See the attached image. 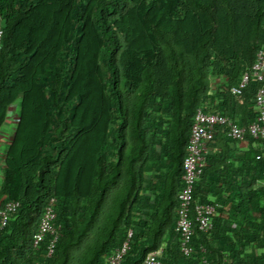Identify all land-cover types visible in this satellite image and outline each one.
<instances>
[{
	"label": "trees",
	"instance_id": "trees-1",
	"mask_svg": "<svg viewBox=\"0 0 264 264\" xmlns=\"http://www.w3.org/2000/svg\"><path fill=\"white\" fill-rule=\"evenodd\" d=\"M0 129L16 104L0 198V264H264V140L243 157L216 125L192 204L213 203L191 250L175 231L181 160L196 107L240 126L259 84L229 92L264 49V0H0ZM229 158V159H228ZM49 198L59 226L32 235ZM0 200V203L3 201Z\"/></svg>",
	"mask_w": 264,
	"mask_h": 264
},
{
	"label": "built area",
	"instance_id": "built-area-1",
	"mask_svg": "<svg viewBox=\"0 0 264 264\" xmlns=\"http://www.w3.org/2000/svg\"><path fill=\"white\" fill-rule=\"evenodd\" d=\"M2 31L0 29V39ZM253 77L259 82L253 96V109L255 117L245 126H240L227 119L225 116L209 112L196 107L193 112L185 153L181 160V183L177 192V207L175 231L179 235V250L182 254H189L190 238L194 228L200 231H207L211 228V217L215 212L213 203L192 204V189L196 177L201 172L205 164V154L208 144L212 139L214 127L216 125H226V135L234 140H242L247 133L250 137L264 140V49L256 51L249 70L244 71L237 83L229 87V92L238 95L246 86L248 78ZM3 200V198H0ZM53 198H49L44 206L36 231L32 235V247L39 248V244L47 236L48 240L43 251V258H48L53 253L54 244L58 237L59 226L55 224V212L53 209ZM18 208V202L14 200H3L0 203V231L6 226L10 216ZM131 230L126 232V237L107 258L106 264H120L128 249V242ZM37 264H43L39 261ZM137 264H164L157 255V252H149Z\"/></svg>",
	"mask_w": 264,
	"mask_h": 264
},
{
	"label": "crops",
	"instance_id": "crops-1",
	"mask_svg": "<svg viewBox=\"0 0 264 264\" xmlns=\"http://www.w3.org/2000/svg\"><path fill=\"white\" fill-rule=\"evenodd\" d=\"M16 104L13 103L7 112L4 123L0 129V165L2 164V156L6 144L9 142L11 129L13 128L16 121ZM230 155L239 157L244 155L249 148V145L246 140L235 141L234 144H230ZM229 159V158H228Z\"/></svg>",
	"mask_w": 264,
	"mask_h": 264
}]
</instances>
